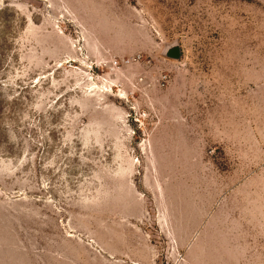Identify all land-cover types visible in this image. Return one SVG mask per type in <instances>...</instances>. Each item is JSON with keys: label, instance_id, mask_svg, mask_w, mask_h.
<instances>
[{"label": "rangeland", "instance_id": "1", "mask_svg": "<svg viewBox=\"0 0 264 264\" xmlns=\"http://www.w3.org/2000/svg\"><path fill=\"white\" fill-rule=\"evenodd\" d=\"M188 246L264 264V0H0V264Z\"/></svg>", "mask_w": 264, "mask_h": 264}, {"label": "crops", "instance_id": "2", "mask_svg": "<svg viewBox=\"0 0 264 264\" xmlns=\"http://www.w3.org/2000/svg\"><path fill=\"white\" fill-rule=\"evenodd\" d=\"M160 227H161V230H162V232H164V234H166V237L168 238V241H169V247H168V249H167V251H170L171 249L173 250V251H176V249L178 248L179 249V247H175V245H177V244H175L174 243V241H172V232L170 231V234L169 235H167L168 234V230H167V227L165 226V225H163L162 223H161V225H160ZM141 246H142V250H145V251H148V250H150L149 249V243H148V241L146 240L145 242H143V243H141ZM179 246V245H178ZM191 246V245H190ZM190 246H188V250H187V252L185 253V255H184V257H185V259H184V263H182V264H189V260H188V255H187V253L189 252V248H190ZM144 251V252H145ZM109 255L111 256V257H115V258H121L122 259V256H123V252H121L120 250L118 251L117 249L115 250V249H113V248H110L109 249ZM151 253H152V255H154V259L152 258V262L149 260V261H147L146 263L145 262H133V263H129V262H126L125 264H157L156 263V257H157V251L156 252H153V251H150ZM124 256H126V254H124ZM64 260H66V259H64ZM65 264H68L67 262H65Z\"/></svg>", "mask_w": 264, "mask_h": 264}, {"label": "water", "instance_id": "3", "mask_svg": "<svg viewBox=\"0 0 264 264\" xmlns=\"http://www.w3.org/2000/svg\"><path fill=\"white\" fill-rule=\"evenodd\" d=\"M166 54L170 57H173V58H178V48H177V45H172L170 46L167 51H166Z\"/></svg>", "mask_w": 264, "mask_h": 264}]
</instances>
